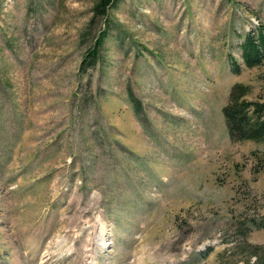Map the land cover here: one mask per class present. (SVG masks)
<instances>
[{"label":"rangeland","instance_id":"1","mask_svg":"<svg viewBox=\"0 0 264 264\" xmlns=\"http://www.w3.org/2000/svg\"><path fill=\"white\" fill-rule=\"evenodd\" d=\"M98 1L0 0V264L254 260L264 140L223 107L240 82L264 102L241 49L264 0Z\"/></svg>","mask_w":264,"mask_h":264},{"label":"trees","instance_id":"2","mask_svg":"<svg viewBox=\"0 0 264 264\" xmlns=\"http://www.w3.org/2000/svg\"><path fill=\"white\" fill-rule=\"evenodd\" d=\"M115 2L116 0H99L93 7L92 20L101 17L105 19V22H108L110 8ZM105 36V30H101L93 46L87 50L82 60L81 71L95 66L100 60ZM241 49L243 61L248 68L264 64V25H259L253 32L246 34ZM231 68L235 74H240L242 71L241 65L233 58ZM250 92L251 87L249 85L241 82L234 84L230 91L228 103L223 107L229 135L233 141L252 140L261 142L264 140V102L248 99L247 96ZM252 222L254 226L264 228V215L260 221L252 219ZM251 248V254L255 256V259L245 260L244 264H264V246L251 245ZM204 254L207 255V253ZM220 259L224 264H230L223 258L220 257Z\"/></svg>","mask_w":264,"mask_h":264}]
</instances>
